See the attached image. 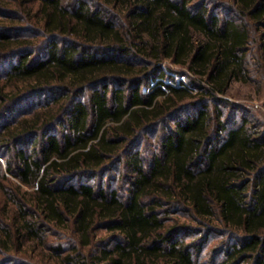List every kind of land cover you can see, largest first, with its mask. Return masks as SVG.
<instances>
[{"label": "trees", "instance_id": "trees-1", "mask_svg": "<svg viewBox=\"0 0 264 264\" xmlns=\"http://www.w3.org/2000/svg\"><path fill=\"white\" fill-rule=\"evenodd\" d=\"M254 73L264 0H0V264H264Z\"/></svg>", "mask_w": 264, "mask_h": 264}, {"label": "rangeland", "instance_id": "rangeland-1", "mask_svg": "<svg viewBox=\"0 0 264 264\" xmlns=\"http://www.w3.org/2000/svg\"><path fill=\"white\" fill-rule=\"evenodd\" d=\"M166 64H171L169 61H167ZM257 73H254L253 75V82L249 84H243L239 82H233L230 90L227 94V99L232 102L236 106V115L238 117V120L242 117L243 114H248L249 118L251 120L257 122L260 124L261 127L264 128V75H259L258 77ZM257 79V80H256ZM164 80H161L160 82H163ZM166 84H182L183 86L188 85V79L185 77H178L177 82L170 80H165ZM159 83V82H158ZM157 84V82H156ZM164 84V83H163ZM159 85V84H157ZM151 144L153 141H149ZM142 147L143 155H150L151 152L154 151V147L150 148L144 151L146 148ZM2 162V160H0ZM12 180H14L12 177H10ZM114 182V181H113ZM120 182L115 181L114 186H119ZM123 190V189H121ZM209 250V247H207L204 257L202 258V262L209 263L211 262L210 255L207 254Z\"/></svg>", "mask_w": 264, "mask_h": 264}]
</instances>
